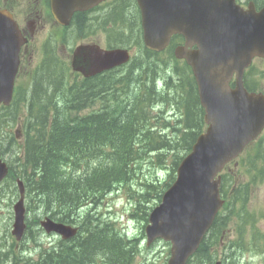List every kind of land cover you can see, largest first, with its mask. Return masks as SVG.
I'll list each match as a JSON object with an SVG mask.
<instances>
[{"label": "trees", "instance_id": "obj_1", "mask_svg": "<svg viewBox=\"0 0 264 264\" xmlns=\"http://www.w3.org/2000/svg\"><path fill=\"white\" fill-rule=\"evenodd\" d=\"M131 16H133L132 11ZM131 23L134 26V19H131ZM132 29L135 28L132 27ZM48 80H50L49 77ZM87 82L91 84V87L81 92L76 103L91 99L93 94L102 88L106 92L111 90L110 85H107L108 82L99 77L87 80ZM52 86L59 93L64 90L59 84ZM196 106L193 101L188 103V119L191 122H197ZM55 115L50 130L46 134L42 133L38 141L33 143L28 151L27 160L33 163L34 173L40 172V177L34 182L35 185L30 178H28V183L31 188H35L45 207L50 208L56 202L59 210L67 211L62 215V218L72 221L75 220V217H79L78 212L81 209L79 205L93 198L94 190L110 187L116 177V172L109 169L119 171L124 177L128 175V161L134 157L135 153H138L133 144L138 141V133L143 127L144 120L132 100H128L118 110L104 111L91 116L89 119L83 120L82 124L76 128L67 124L64 111L58 110ZM199 126L200 123L195 126L196 130L199 129ZM193 139L194 137L192 141ZM104 147H110L113 151L114 156H111L110 164L103 163V158L99 155ZM82 160H96L98 168L93 169L90 173L87 170L83 180L74 179L70 171L61 173V168L68 165L72 167V164H79ZM91 224L95 225L96 222L92 221ZM109 238L110 247L111 245L118 247L117 250L125 256L134 254V249H125L123 239L117 235H114L115 239L111 240L109 234ZM105 243H109L107 234L98 232L91 235L90 239L85 240L84 244L75 246L79 251L82 250L83 255L81 256L76 258L71 256L68 260V252H64L63 249L62 252L57 251L56 253L49 251L43 254L40 261L32 264L88 262L98 253L97 246L101 248Z\"/></svg>", "mask_w": 264, "mask_h": 264}, {"label": "water", "instance_id": "obj_2", "mask_svg": "<svg viewBox=\"0 0 264 264\" xmlns=\"http://www.w3.org/2000/svg\"><path fill=\"white\" fill-rule=\"evenodd\" d=\"M198 2H200V4L197 7L196 5ZM138 3L142 12L146 45L155 49L160 48L155 45L160 41V37L164 34L166 27H168L171 21L176 19L184 7L193 3L194 9L190 12L197 21L212 18L211 5H209L208 17L206 18L204 16L208 8V4H205L204 0H138ZM241 30L240 28L237 33L231 36L226 42H223L227 51L237 49L240 44L243 43L242 40L245 42L248 41L247 37L244 38L242 35ZM154 34L157 37L156 42H152L151 39ZM258 50L264 53V44L259 45ZM124 54L123 51L112 53L109 64L123 60ZM230 60H232L231 65H235L239 62V57L227 59L221 56L222 63H229ZM74 69L79 70L82 68L75 65ZM9 82L10 80H8L7 74L0 76V98L6 95L5 93ZM229 134L230 137L227 140H219V134L212 126L209 133L200 138L198 144L194 148L193 155L184 163L180 172L181 179H184V177L187 179L189 176L200 179L207 176L216 169L217 164L222 160L224 155L235 152V150L245 142L244 133L237 131L236 133ZM188 167H191V169L186 171ZM178 183H181L179 179ZM180 189L181 188H179V190ZM200 199L202 200V198ZM194 202L199 201L195 200ZM20 204L21 200L15 205L16 221L14 223L15 229L13 233H15L17 237L20 236V231L22 229V209ZM192 210V207L188 205L187 202H183L180 199V194L178 192H170L165 196L162 207L157 209L152 215L151 220L154 224L151 228L147 229L148 235L167 234L172 240V256L168 264H182L193 249L196 233L204 224V219L195 216ZM41 224L47 231L54 230L61 233L63 236L69 234L67 227L55 224L50 220L42 221Z\"/></svg>", "mask_w": 264, "mask_h": 264}, {"label": "rangeland", "instance_id": "obj_3", "mask_svg": "<svg viewBox=\"0 0 264 264\" xmlns=\"http://www.w3.org/2000/svg\"><path fill=\"white\" fill-rule=\"evenodd\" d=\"M131 11L133 13L132 8H130L129 10V15H131ZM104 32L105 31L102 30L101 27L93 28V29L89 28L88 33H86V35L90 39L100 43L101 46H104L106 44V36ZM45 34H46L45 30H42L37 35V37L34 39L35 45L32 46L31 50H28V54L26 56L27 64L35 61V57L39 55V51L37 49L41 50L40 43L45 37ZM68 41L71 42V40H68ZM261 80L264 81V76L261 77ZM130 83H132L133 85H138L139 81L137 79L130 78ZM21 120L22 118H20V121ZM162 123L165 124V122L163 121ZM14 127H13V130H14ZM115 193L116 192H114L113 194L107 197L105 202H103L101 206L97 209L96 214H99L98 216L101 218V220H105V221H108V220L115 221L116 220L119 223V225L125 229L127 236L137 237V240L139 241V243L143 245L144 235L141 234L142 225H143L142 217L138 215H136L135 217L130 216V213L132 211H135V208L133 207L132 202H134L136 198L130 197L125 188L120 189V191H118L117 194ZM260 196L262 197V195ZM81 213H82V209H80L78 212L79 218L76 217V219L71 222H78L80 219ZM137 213L141 214L140 212H137ZM8 215H9L8 202L4 200V197H2L0 198V248L5 245L9 246L11 244V241H13L10 234L8 236L10 225H11V220H9ZM55 240H56L55 238L49 237L45 234L40 235L39 237V241L45 246L50 244L51 241H55ZM33 246H34V242L26 238L25 250L31 249ZM14 248L19 251L22 249V246L17 245ZM151 250L153 252L160 250L162 252V256L160 257V262L164 261L165 256L163 255L166 253V247L164 246V244L161 243L160 248L158 247V245H155V247H153Z\"/></svg>", "mask_w": 264, "mask_h": 264}, {"label": "bare ground", "instance_id": "obj_4", "mask_svg": "<svg viewBox=\"0 0 264 264\" xmlns=\"http://www.w3.org/2000/svg\"><path fill=\"white\" fill-rule=\"evenodd\" d=\"M64 90H65V88H64ZM64 90H63V91H64ZM60 93H61V92H60ZM101 118H102V117H101ZM104 118H105V117H104ZM106 119H107V118H106ZM114 120H115V119H114ZM100 121H101V120H100ZM104 122H105V121H104ZM101 125H102V124H101ZM104 125H105V124H104ZM103 128H104V127H103ZM78 218H79V217H78ZM75 219H76V217H75ZM72 221H73V220H72ZM96 254H97V253H96ZM96 254H95V255H96ZM95 255H94V256H95ZM70 262H71V261H70ZM78 263H79V262H78Z\"/></svg>", "mask_w": 264, "mask_h": 264}]
</instances>
